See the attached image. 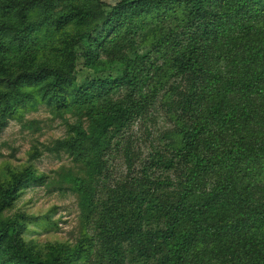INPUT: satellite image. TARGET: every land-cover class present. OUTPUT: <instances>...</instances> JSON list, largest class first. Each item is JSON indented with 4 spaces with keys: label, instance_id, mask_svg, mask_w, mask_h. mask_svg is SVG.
Wrapping results in <instances>:
<instances>
[{
    "label": "rangeland",
    "instance_id": "obj_1",
    "mask_svg": "<svg viewBox=\"0 0 264 264\" xmlns=\"http://www.w3.org/2000/svg\"><path fill=\"white\" fill-rule=\"evenodd\" d=\"M122 1L79 5L106 16ZM238 1L212 0L203 16H191L189 5L162 9L118 36L101 27L99 40H105L96 44L79 41L88 28L57 27L58 17L47 21L39 12L34 19L52 26L53 35L37 46L26 39L21 50L0 55V78L26 79L12 95L16 115L0 117V231L17 225L21 249L49 264H166L172 247L159 233L175 221L177 207L168 185L185 182L202 158L215 166L200 176L196 196L224 187L223 196L204 218L192 219L197 202L188 205L179 232L200 229L182 264H264L260 247L245 246L253 237L242 228L254 222L264 236V154L258 161L249 155L264 142V0ZM70 56L72 99L54 110L33 94L37 83L29 75L44 66H68ZM233 84L251 94L250 101L241 97L219 122L251 124L252 135L206 121L217 94ZM33 100L39 102L34 109ZM117 105L124 109L118 124L105 128L101 122L73 154L60 149L69 126L89 134ZM198 126L222 134L210 152L207 133L193 139L200 148L183 140ZM241 152L244 160L231 170L228 158ZM237 221L242 225L234 226ZM216 227L226 237L205 232ZM0 264H21L10 236L0 241Z\"/></svg>",
    "mask_w": 264,
    "mask_h": 264
},
{
    "label": "trees",
    "instance_id": "obj_2",
    "mask_svg": "<svg viewBox=\"0 0 264 264\" xmlns=\"http://www.w3.org/2000/svg\"><path fill=\"white\" fill-rule=\"evenodd\" d=\"M84 0H0L2 12L0 13V55L7 56L10 53L21 50L27 43L26 39L31 38L33 44L37 46L38 43L43 42L45 39L51 37L54 32L52 26L45 25L46 22L41 24L40 21L34 19L38 18L39 12L47 18V21L54 19L56 24L62 27H76L78 29H87L83 36H80V42L93 41L95 44L100 41H104L105 38L99 40L98 30L102 27L103 31L110 30V33H114L116 36L120 34L123 28L128 24H131L135 20H140L164 9L163 13L169 12L174 6H190V15L203 16L206 14V5L212 0H124L119 5L115 6L113 10L106 16L99 14H93L89 10L80 8V3ZM230 1V0H227ZM242 1L238 3L242 5ZM245 2H254V0H243ZM62 6V9L60 8ZM60 9L59 13H54ZM167 11V12H166ZM164 15V14H163ZM161 16V15H160ZM37 20V21H36ZM36 21V22H35ZM92 26V28H91ZM111 29L113 31L111 32ZM52 32V33H51ZM71 63L68 66L52 67L44 66L41 70L32 72L29 75V81L36 82V88L33 90L34 95L38 94L41 98L40 102L45 103L50 108L58 107L66 108L71 99L72 92L70 93L69 83L72 78L73 67L75 64V57H71ZM179 65H183L184 60L179 58L176 60ZM192 70L196 69L195 64L191 65ZM260 78L263 76L260 75ZM25 77L17 76L11 78H0V117L7 119V116L13 117L16 115V103L12 95L13 92L20 88V85L25 81ZM238 85L226 88L225 91L217 94V100L215 106L210 109L207 116V122L211 124H217L219 122L220 115L223 111L229 110L232 107L237 106L241 97H246L247 101H250L251 94L237 89ZM246 87H248L246 85ZM16 95V93H15ZM68 99V100H67ZM256 103V101L252 98ZM31 108L37 107V100L30 102ZM2 104L7 105V109L2 107ZM7 112L8 114H5ZM251 114L247 111L244 112V117L250 118ZM124 116V109L122 106H113L107 111L103 118L94 122V125L89 129V134L86 130L78 127H68V134L64 140L58 142V146L62 150H67L72 154L75 149L79 147V144L84 140L92 138V133L96 134V130L101 122H106L105 128L110 125H116L120 122ZM5 124L4 122H1ZM221 127H224L227 131L234 132L238 135L253 134L250 131L251 124H246L242 121L229 120L228 122L220 123ZM206 126H198L193 131H189L184 136L187 141L188 147L200 148L199 144H196L193 139H201L208 134L206 149L210 152L216 146V141L221 140V132L206 130ZM246 142V139L242 140ZM261 148H253L250 150L249 155L256 157L260 160V156L264 154V142H260ZM193 159L196 154H190ZM245 158V154L241 152V155H237L234 160H230L231 170L238 167V164ZM197 159V158H196ZM255 161V160H254ZM197 166L192 168L188 174V179L185 182H180L178 185L169 184L168 188L175 191L176 199L174 210L176 214L175 221L171 224L167 222V227L161 230L159 233V239L163 241L168 247L166 255L169 260L166 264H182L185 259L186 248H188L195 236L199 233L200 227L195 225L194 230L190 232H179V226L183 223V220L187 216L188 205L194 200L195 206L198 212L192 214V219L196 217L204 218L222 198V191L224 187H221L220 192H203L199 197L196 196V188L199 186L200 176L206 172V169L213 168V164L210 160L199 159ZM242 222H234V226H241ZM232 227V225H231ZM242 228H249L248 235L253 237L251 245H245L248 249L260 247L264 253V236L256 233L257 230H261L254 222L248 225H243ZM19 227L15 224L7 225L0 231V241L4 240L6 236L11 237L12 251L19 258L21 264H49L47 262H39L32 260L20 247L18 243ZM210 236L226 237V232L223 227H216L214 230H205ZM264 234V231H263ZM174 240L175 244L171 245L170 242ZM246 240L243 241L245 243ZM258 245V246H257ZM159 250H163V244H160Z\"/></svg>",
    "mask_w": 264,
    "mask_h": 264
}]
</instances>
